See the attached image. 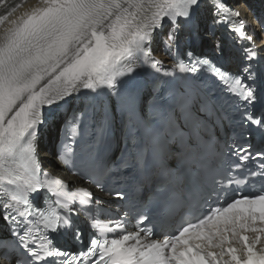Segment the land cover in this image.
Returning <instances> with one entry per match:
<instances>
[{
  "label": "snow or ice",
  "instance_id": "obj_1",
  "mask_svg": "<svg viewBox=\"0 0 264 264\" xmlns=\"http://www.w3.org/2000/svg\"><path fill=\"white\" fill-rule=\"evenodd\" d=\"M208 3L213 24L246 42L238 73L189 51V63L164 70L171 79L147 92L134 73L161 71L150 51L154 31L170 21L169 49L178 29L198 36L204 0H38L16 19L0 16V257L8 264H264V146L251 143L256 133L264 145V60L241 13ZM214 48L225 56L222 43ZM200 72L227 85L228 107L194 82ZM82 95L87 103L66 121L58 160L105 195L127 199L116 219H102L100 197L68 190L37 157L45 107ZM226 120L245 141L227 151L214 134ZM121 139L133 151L109 155ZM107 178L131 193L106 187ZM249 185L253 193L241 195ZM75 216L93 230L87 244ZM69 233L76 251L58 242Z\"/></svg>",
  "mask_w": 264,
  "mask_h": 264
},
{
  "label": "bare ground",
  "instance_id": "obj_2",
  "mask_svg": "<svg viewBox=\"0 0 264 264\" xmlns=\"http://www.w3.org/2000/svg\"><path fill=\"white\" fill-rule=\"evenodd\" d=\"M244 0H232V3L237 6L238 9L241 10V12L243 13L244 17L249 19L251 14H250V10L248 9L246 3L243 2ZM16 5H22L21 7L19 8H16L15 11H11L14 6ZM38 5L37 4V1L36 0H5V3L3 5V7L0 9V16H5L6 14H9L11 13L10 15V19H16L17 17H19L22 13L26 12V11H29L33 6H36ZM203 12H204V15L205 13L208 11V6L202 8ZM250 23H252V19L249 20ZM7 24H5L3 27H6ZM260 35L258 34L257 35V42L258 44H260L261 46V42L264 41V40H260ZM207 41H205L206 43ZM71 104L74 105V100L71 101ZM80 104V100H77L75 102V105H79ZM57 107L54 105V108ZM53 108V109H54ZM53 111V110H51ZM59 116V113H57L55 116H54V119L52 120V123L49 124V130L47 132V135H48V140L51 139V136H52V125L55 123L56 119L58 118ZM49 165L52 164V168L55 169L56 164H53V161H48ZM4 263V262H2ZM6 264V263H4Z\"/></svg>",
  "mask_w": 264,
  "mask_h": 264
}]
</instances>
